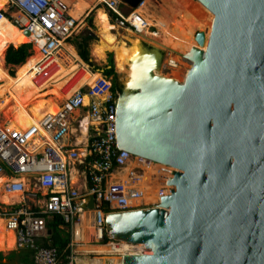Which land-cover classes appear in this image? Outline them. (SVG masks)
I'll list each match as a JSON object with an SVG mask.
<instances>
[{"label":"water","instance_id":"water-1","mask_svg":"<svg viewBox=\"0 0 264 264\" xmlns=\"http://www.w3.org/2000/svg\"><path fill=\"white\" fill-rule=\"evenodd\" d=\"M200 1L215 20L184 82L158 75L164 51L140 43L120 87V148L176 169L158 206L107 215L110 238L146 247L124 263L264 264V0Z\"/></svg>","mask_w":264,"mask_h":264},{"label":"built area","instance_id":"built-area-1","mask_svg":"<svg viewBox=\"0 0 264 264\" xmlns=\"http://www.w3.org/2000/svg\"><path fill=\"white\" fill-rule=\"evenodd\" d=\"M119 2L110 0V14L120 25L142 32L136 24L140 16L136 11L124 13ZM6 18L25 34L30 31L31 43L40 47L42 59L33 69L34 81L50 80L60 65L63 43H68L78 26L79 20L70 14L68 2L9 0L6 7L0 9V24ZM141 22L142 28L148 26L145 21ZM77 82L62 91H71ZM113 84L106 75L93 86L84 84L62 101L57 114H47L40 123L25 131L0 127V177L8 178L2 189L18 194L17 200L6 204L12 207L10 215L5 217L7 227L16 234L17 248L34 251L35 264H84L77 258L74 246L86 243V228L95 230L90 243L103 245L106 236L109 237L106 225L109 213L159 205H145L143 192L128 182L114 179L134 160L139 165H150L154 161L120 148L119 91L114 90ZM86 96L90 97L88 104ZM84 131L85 137L80 141ZM74 170L76 182L72 178ZM143 173L141 166H136L130 178L135 180ZM92 196L94 207L89 208ZM105 201H109L112 211H106ZM0 204L5 203L0 201ZM56 215L62 218V226L72 233L70 254L67 250L44 245L50 238L49 221ZM110 243L121 244L113 239L107 244Z\"/></svg>","mask_w":264,"mask_h":264},{"label":"bare ground","instance_id":"bare-ground-1","mask_svg":"<svg viewBox=\"0 0 264 264\" xmlns=\"http://www.w3.org/2000/svg\"><path fill=\"white\" fill-rule=\"evenodd\" d=\"M66 1L70 5V14L79 21L86 13L88 14L96 2V0ZM156 1H161L159 6H156ZM8 2L9 0H0V9L5 8ZM204 6L200 0H144L136 10L134 9L136 14L140 16L136 20V24L142 32L128 28L127 35L121 37L116 33L118 28L112 23L109 14L105 9L100 8L97 10L100 41L95 44L93 52L100 58H104L108 51L114 52L117 68L123 73L124 71L127 72L140 43L144 44L145 41L153 43L155 47L161 50L169 49L171 53L174 52L185 60L194 47L200 48L196 40L198 31L206 32V43L202 49H206L208 45L215 14ZM207 18L210 19V24L205 27L203 22L207 21ZM141 20L145 21L148 26L142 28L140 26ZM153 26L157 29L155 32L150 30ZM19 39L25 43L32 42L33 36L25 34L10 18L3 19L0 24V82L1 88L8 95L0 101V127L25 131L40 123L47 114H57L61 109L62 101L81 86L89 83L96 73L90 71L87 63L73 45L63 43V50L59 53L60 65L50 80H39L38 83L34 81L36 75L33 69L42 59L39 45L36 46L35 54L19 65L15 75L11 76L6 64L5 52L11 44H15L14 46L17 47ZM164 66H171L172 70L181 68L179 63L170 57L165 58L162 68ZM81 69L84 70L81 74H77L79 76L77 84L71 91L64 93L62 91L63 86ZM163 74L159 70L158 75L165 76ZM89 100L90 97L86 96L87 104ZM30 102L37 103V106L29 107ZM41 133L46 134L42 130ZM85 134L86 131L79 138L80 141L85 137ZM38 142L40 143V141ZM136 166H141L144 173L133 180L130 178V173ZM160 166L168 167L157 162L150 165L148 163L139 165L138 161L134 160L128 167L118 172L114 179L128 182L143 192L142 201L145 205L160 204L162 196L171 192L172 185L169 184V179L173 176L168 170L165 171L164 167ZM72 178L76 182L77 173L75 170ZM7 180L8 178L0 177V201L11 204L18 199V194L8 193L2 189ZM14 233L8 229L6 219L0 218V249L5 248L3 245ZM85 235L86 243L79 245L81 249L77 252L82 255L88 253L87 255L95 259V262L80 259V262L84 264H128L124 263V255L141 254L146 249L144 245H135L127 241H122L119 246L113 243L107 245L90 244L93 236H95V230L92 227L87 229ZM91 253L93 255H90ZM107 254L113 255L105 256Z\"/></svg>","mask_w":264,"mask_h":264},{"label":"rangeland","instance_id":"rangeland-1","mask_svg":"<svg viewBox=\"0 0 264 264\" xmlns=\"http://www.w3.org/2000/svg\"><path fill=\"white\" fill-rule=\"evenodd\" d=\"M119 1H120L119 2L120 3V8H121V10L124 13H129V12L134 11V9L131 7V5H129L128 3L124 2L123 0H119ZM109 2H110V0H96L95 4L91 8V10L88 11V14L86 13V15L83 16V18L80 21H78L77 30L71 36V38L68 41V43L73 45L76 48L77 52L79 53V43L82 41L83 38H86V37L89 38L88 39V49H89L90 61H91L92 65L87 63V62L86 63L88 65L90 71H94L96 73L94 78H100V77H102V75H104V76L106 75L105 71L107 69L111 68L110 59L113 58L115 72L117 74V79H118L120 87L122 89L123 83H124V76H125L126 72L124 71V73H123V71H121V70L119 71V69L117 68L116 60H115V53L112 52V51H108L104 58H100L97 55H95L94 52H93L95 44H97L100 41V35L98 34L99 33V27L97 25L98 24L97 23V10L98 9H100V8L105 9L107 14H109L110 18L112 17L111 18L112 23L115 26H117V28L119 30V31L118 30L116 31V33L119 35V37H121L122 35H127L128 31H129L128 27H124V26L120 25L119 23H117V21L114 18V16H112L110 14V9L111 8L109 6ZM156 2H159V3H156ZM156 2H155L156 6H159L161 1H156ZM156 8H159V7H156ZM209 20L210 19L207 18V21L203 22L205 27L209 26V24H210ZM150 30L152 32H155L157 29H156V27L153 26V27H151ZM118 32H120V33H118ZM17 43H18V46L17 47L15 46L16 48L22 46L23 44H29L31 42L25 43V42H23V41H21L19 39ZM31 44H32V49L30 50L31 51V55L28 56V58L33 56L35 54V52H36L37 44L36 43H31ZM144 44L147 45V46H152L153 45V43L147 42V41H145ZM11 45L14 46L15 44H11ZM8 48H7L6 52H5V59H6V55H7V52H8ZM163 51H164V60H165V58H169V57L171 59H175L177 61V63H179L181 68L179 70L178 69L177 70H172L171 66H169V67L168 66H164L161 69V73L163 74V72H164L163 75L168 76V77H172V78H176L178 81L184 82V80H185L184 74H185L187 69L191 68V66H192L191 62L189 60H187V59L183 60L181 57L178 56V54H175L174 52L171 53V51L169 49L165 48V49H163ZM6 64L8 66V69L10 71L9 73H10L11 76L15 75L16 68L19 65H21V64H19V65L10 64V63H7V62H6ZM83 70L84 69H81V71L78 70V72L76 73V76L72 77L67 82V84L65 86H63L64 88H62V90L68 89L70 86H72V84H74L76 82V80H78V78H79V76H77V74H81ZM107 77L114 82V77H115L114 75L107 76ZM94 78L88 84L93 86L95 84V83L94 84L92 83ZM5 95L7 96L8 94H7V92L4 89L1 88V82H0V101H1V99L5 98ZM36 104L37 103L30 102L29 103V107H32V108L36 107L37 106ZM160 167H164L165 171L168 170L171 173V175H173V171L176 170L175 168L170 167V166H168V167L160 166ZM11 212H12V207L11 206L6 205V204H0V218H5L7 215H10ZM110 239H112V238L109 237V240L105 241V243L103 245H107V243L110 242ZM113 240H115V239H113ZM115 241H118V242L122 243V241H120V240H115ZM12 244H16V234L15 233L12 235V239H9L8 241L5 242V244L3 245L5 248H2L0 250H6L8 248H12L11 247ZM93 244H96V243H93ZM135 245H143V244H135ZM74 249L76 251H79V249H81V248L79 246L77 247L75 245ZM16 251H21L22 254H24V255H27V253H28V250H24V249L20 250L17 247L15 249H13V250L3 251V253H4L5 256H9L11 253L16 252ZM0 252H2V251H0ZM77 254H78L77 258H79V259L83 256L80 253H77ZM112 255L113 254L108 255V256H112ZM105 256H107V255H105ZM24 259H25V261H24L25 264H33L31 262V260H29V257H25ZM90 259H93V258H90ZM19 264H20V262H19Z\"/></svg>","mask_w":264,"mask_h":264},{"label":"trees","instance_id":"trees-1","mask_svg":"<svg viewBox=\"0 0 264 264\" xmlns=\"http://www.w3.org/2000/svg\"><path fill=\"white\" fill-rule=\"evenodd\" d=\"M88 37L83 38L82 41L79 43V55L83 58V60L89 64L92 65L91 61H90V53H89V49H88ZM32 49V44H23L22 46L16 48L13 45H10L8 48V52L6 55V61L10 64H15V65H19L24 63L28 56L31 55V50ZM110 66L111 68L107 69L105 71V74L107 76H112L114 75V90L116 91H120V84L119 81L117 79V74L115 72V67H114V62H113V58L110 59ZM99 78H94V80L92 81V83H96V81ZM6 97V95H5ZM63 224V220L60 216L56 215L53 219H51L49 221V228L52 230V234L49 238V241H47L44 245L45 246H55L58 249H60L61 251L67 250V253L70 254L71 253V248L69 247L71 241H72V233L70 231L69 228L67 227H61ZM9 229V228H8ZM11 230V232H14L13 229H9ZM109 237L106 236L105 241H108ZM16 248V247H15ZM15 248H8L6 250H0L2 252H0V260L3 259H10L13 258L16 255V252L11 253L9 256H5L3 251H9V250H13ZM26 250V249H24ZM33 254L34 251L33 250H28L27 255L22 254L21 252V260H20V264H25V257H29V260H31V262L33 264H35L34 259H33ZM0 264H6L3 262H0Z\"/></svg>","mask_w":264,"mask_h":264},{"label":"crops","instance_id":"crops-1","mask_svg":"<svg viewBox=\"0 0 264 264\" xmlns=\"http://www.w3.org/2000/svg\"><path fill=\"white\" fill-rule=\"evenodd\" d=\"M3 219H5V218H3ZM61 227H64V226H61ZM93 228V227H92ZM50 229V228H49ZM87 229L88 228H86V233H87ZM50 236H51V234H49ZM10 239H12V237L10 238ZM44 241V240H43ZM43 241H40L41 243H43ZM11 247L12 248H15L16 247V244H12L11 245ZM20 250H23V249H26V250H29L28 248H19ZM21 252V251H20ZM88 254V253H87ZM87 254H83V256L80 258V259H82V261H87L88 260V262L89 261H94L95 262V259H90L89 258V256L87 255ZM34 255V254H33ZM6 259H8V258H6ZM11 259V258H10ZM33 259H34V257H33Z\"/></svg>","mask_w":264,"mask_h":264}]
</instances>
